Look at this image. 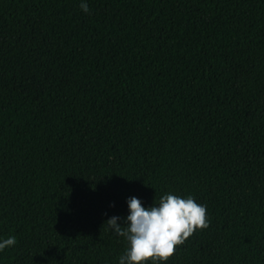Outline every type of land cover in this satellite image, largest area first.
<instances>
[{
	"label": "trees",
	"instance_id": "16d2710c",
	"mask_svg": "<svg viewBox=\"0 0 264 264\" xmlns=\"http://www.w3.org/2000/svg\"><path fill=\"white\" fill-rule=\"evenodd\" d=\"M86 2L0 0V264H117L169 192L208 227L167 264H264V0Z\"/></svg>",
	"mask_w": 264,
	"mask_h": 264
},
{
	"label": "clouds",
	"instance_id": "9594fccd",
	"mask_svg": "<svg viewBox=\"0 0 264 264\" xmlns=\"http://www.w3.org/2000/svg\"><path fill=\"white\" fill-rule=\"evenodd\" d=\"M79 7L84 13L89 12L86 0H81ZM126 204V216H112L105 222L126 243L117 264H167L178 245L194 231L208 227L206 206L191 195L165 193L147 207L133 196ZM15 243L14 236L0 238V252Z\"/></svg>",
	"mask_w": 264,
	"mask_h": 264
}]
</instances>
